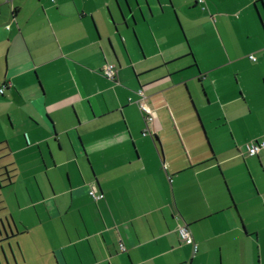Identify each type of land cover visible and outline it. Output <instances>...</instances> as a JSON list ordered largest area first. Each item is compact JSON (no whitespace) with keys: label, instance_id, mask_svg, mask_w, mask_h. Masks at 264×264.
I'll return each mask as SVG.
<instances>
[{"label":"crops","instance_id":"obj_1","mask_svg":"<svg viewBox=\"0 0 264 264\" xmlns=\"http://www.w3.org/2000/svg\"><path fill=\"white\" fill-rule=\"evenodd\" d=\"M202 1L0 0V264H264V0Z\"/></svg>","mask_w":264,"mask_h":264},{"label":"built area","instance_id":"obj_2","mask_svg":"<svg viewBox=\"0 0 264 264\" xmlns=\"http://www.w3.org/2000/svg\"><path fill=\"white\" fill-rule=\"evenodd\" d=\"M199 3H202V0H198ZM249 59L254 61L255 58L250 55ZM102 75L105 79L112 81V82H116L117 81V69L114 65L112 64H106L103 69H102ZM6 88V85L2 86L0 88V94L2 95L4 90ZM129 102H133L139 109L141 115H142V119L145 125V128L143 130V135H151L150 132V127L153 125L154 123V118H155V114L153 112V110L148 106V104L146 103V97L145 95L139 91L138 92V99L136 101H132L131 99H129ZM246 149V154L249 156H255L257 155L262 149H264V141H254L252 143H249L248 145H246L245 147ZM91 196L94 200H100L103 198L102 194H95L94 192H91ZM178 235H179V239L182 243H186V244H191L193 247V252L195 253L197 250V246L194 243L192 236L187 228L186 225H183L181 227H179L178 229ZM120 249L123 250V247L120 245Z\"/></svg>","mask_w":264,"mask_h":264}]
</instances>
